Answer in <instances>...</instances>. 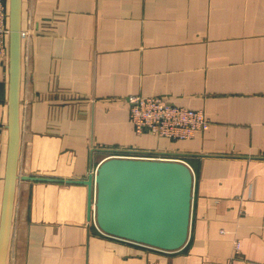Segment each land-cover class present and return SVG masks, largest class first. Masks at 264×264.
<instances>
[{"label":"crops","instance_id":"1","mask_svg":"<svg viewBox=\"0 0 264 264\" xmlns=\"http://www.w3.org/2000/svg\"><path fill=\"white\" fill-rule=\"evenodd\" d=\"M132 96L202 111L191 140L137 134ZM9 49L0 55V219ZM183 160L189 239L166 252L89 220L110 150ZM6 264H264V0H22L20 143Z\"/></svg>","mask_w":264,"mask_h":264},{"label":"water","instance_id":"2","mask_svg":"<svg viewBox=\"0 0 264 264\" xmlns=\"http://www.w3.org/2000/svg\"><path fill=\"white\" fill-rule=\"evenodd\" d=\"M8 149L0 219V264L9 247L20 143L22 0H9ZM194 173L180 161L108 158L96 169L95 217L109 237L166 252L189 239Z\"/></svg>","mask_w":264,"mask_h":264},{"label":"built area","instance_id":"3","mask_svg":"<svg viewBox=\"0 0 264 264\" xmlns=\"http://www.w3.org/2000/svg\"><path fill=\"white\" fill-rule=\"evenodd\" d=\"M9 0H0V55L5 56L9 49ZM129 117L133 123L136 133H148L171 140H191L200 132L209 129L211 122L202 111L184 107H178L165 102L161 97H139L129 98ZM108 158H133L144 160H171L165 156L140 152V150H110ZM186 164V163H185ZM96 170L91 174L94 184ZM95 185L94 197L90 207V222L96 227L95 217Z\"/></svg>","mask_w":264,"mask_h":264}]
</instances>
